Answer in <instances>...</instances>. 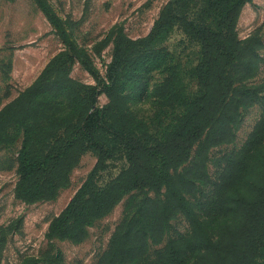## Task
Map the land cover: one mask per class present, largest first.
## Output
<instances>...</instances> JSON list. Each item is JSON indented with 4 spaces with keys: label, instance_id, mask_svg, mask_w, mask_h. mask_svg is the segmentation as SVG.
I'll use <instances>...</instances> for the list:
<instances>
[{
    "label": "trees",
    "instance_id": "1",
    "mask_svg": "<svg viewBox=\"0 0 264 264\" xmlns=\"http://www.w3.org/2000/svg\"><path fill=\"white\" fill-rule=\"evenodd\" d=\"M34 1L63 39L65 49L0 110V141L8 117L15 119V129L22 136L15 194L26 201L50 197L67 180L81 152L92 150L97 155L86 179L51 220L47 236L79 239L84 227L105 215L124 194L141 188L164 189L168 205L162 215L171 205L190 228L147 253L148 229L134 226L143 215L141 208L138 215L125 217L99 264H264V116L227 168L211 202L193 201L185 194L182 180L172 173L187 160L194 141L210 128L230 99V70L240 55L234 27L241 7L249 0L167 2L145 36L136 40L121 34L114 37L105 77L76 47L47 1ZM176 25L200 47L197 63L189 71L196 88L191 91L183 83L181 64L163 67L161 80L150 90L143 86L140 95L149 93L155 105L157 128L150 129L142 118L117 105L126 93L125 89L117 93L115 72L135 52L158 47ZM74 60L89 70L95 86L69 77ZM99 91L109 97L101 107L95 103ZM99 130L106 136H98ZM109 144L113 149L122 148L128 165L99 184L98 171L108 157Z\"/></svg>",
    "mask_w": 264,
    "mask_h": 264
},
{
    "label": "rangeland",
    "instance_id": "2",
    "mask_svg": "<svg viewBox=\"0 0 264 264\" xmlns=\"http://www.w3.org/2000/svg\"><path fill=\"white\" fill-rule=\"evenodd\" d=\"M46 1L76 47L105 77L114 52V37L121 34L136 40L145 36L164 5L172 0ZM234 29L240 42V55L230 70L233 80L230 99L210 128L194 141L187 160L172 172L177 180H182L185 194L200 204L215 199L227 168L234 164L235 157L264 116V0H249L243 4ZM64 49L63 39L34 0H0V110ZM199 54L198 43L189 38L181 26H174L158 47L135 52L122 65L121 71L115 72L117 93L120 89H125L126 93V96H118L117 105L132 111L138 119L142 118L150 129L157 128V120L153 117L155 105L151 104L149 93L140 96L143 86L150 90L161 80L163 67L179 63L183 83L194 91L196 82L189 71L196 65ZM68 74L89 86L97 83L78 60L71 63ZM108 101L106 92L97 93L95 103L98 107ZM7 122L0 141V264H99L125 217L130 219L134 213L138 215L141 208L144 216L141 215L142 220H136L134 226L148 229L147 253L151 254L168 238H176L190 228L188 221L171 209V205L162 215L168 205L164 189L155 192L141 188L121 196L105 215L84 227L79 239L48 237L51 220L86 179L96 164L97 155L92 150L81 152L72 163L67 180L52 196L23 200L15 194L17 153L22 136L15 129L14 118L8 117ZM96 134L106 136L102 130ZM107 152L103 168L98 171L99 184L119 175L128 165L122 148L113 149V144H109Z\"/></svg>",
    "mask_w": 264,
    "mask_h": 264
}]
</instances>
